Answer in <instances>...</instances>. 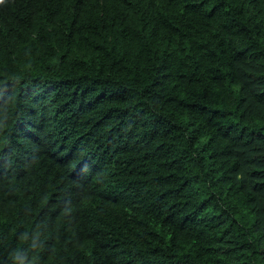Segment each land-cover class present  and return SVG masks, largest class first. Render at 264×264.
Returning a JSON list of instances; mask_svg holds the SVG:
<instances>
[{"label":"trees","instance_id":"16d2710c","mask_svg":"<svg viewBox=\"0 0 264 264\" xmlns=\"http://www.w3.org/2000/svg\"><path fill=\"white\" fill-rule=\"evenodd\" d=\"M0 264H264V0H0Z\"/></svg>","mask_w":264,"mask_h":264}]
</instances>
